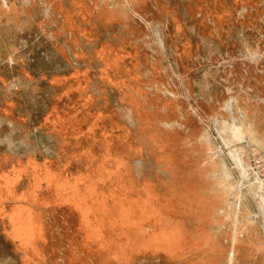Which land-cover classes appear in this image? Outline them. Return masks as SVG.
<instances>
[{
  "label": "rangeland",
  "instance_id": "1",
  "mask_svg": "<svg viewBox=\"0 0 264 264\" xmlns=\"http://www.w3.org/2000/svg\"><path fill=\"white\" fill-rule=\"evenodd\" d=\"M12 4L0 264L262 262L264 0Z\"/></svg>",
  "mask_w": 264,
  "mask_h": 264
},
{
  "label": "crops",
  "instance_id": "2",
  "mask_svg": "<svg viewBox=\"0 0 264 264\" xmlns=\"http://www.w3.org/2000/svg\"><path fill=\"white\" fill-rule=\"evenodd\" d=\"M251 215H252V218L249 220V227L251 229V226L254 225V227L256 228V234H258V237L254 238L255 246L258 247L257 249L259 250V252L257 253L258 254L257 258L259 259L258 260L259 262L262 261V262H260L261 264H264V250H260L261 248L264 249V237H262V232H264V221L258 219V215H254V213H251ZM244 227H246V226L244 225ZM245 231H246V229H245ZM257 232H259V233H257ZM244 235H246V234L244 233ZM232 241H233V247H232L233 249L230 251L232 258L229 262H231L233 260V255H234V248H235L234 245H235V241H236V235H234V234L232 235ZM249 241H251V236L249 238ZM254 261L255 260L252 261V264L254 263ZM260 263L255 261L254 264H260ZM249 264H251V263H249Z\"/></svg>",
  "mask_w": 264,
  "mask_h": 264
},
{
  "label": "bare ground",
  "instance_id": "3",
  "mask_svg": "<svg viewBox=\"0 0 264 264\" xmlns=\"http://www.w3.org/2000/svg\"><path fill=\"white\" fill-rule=\"evenodd\" d=\"M7 6V5H6ZM17 7L15 6V5H11L7 10L6 9H4L3 7H2V5H1V7H0V10H2V11H4V12H6L7 14H9V13H11V12H13V13H17L18 11H17ZM236 125V124H235ZM230 126V125H229ZM238 127H239V124L237 125ZM238 127H234L233 125H231V127H229V129L231 130V133H232V135H233V137H238L239 136V134L238 133H240V132H238L237 130H239V128ZM238 128V129H237ZM240 131V130H239ZM242 135V134H241ZM240 135V136H241ZM243 137H244V135H242ZM241 138V137H240ZM238 153H240V152H238ZM239 155V154H238ZM240 160V159H239ZM244 162V161H243ZM226 170V169H225ZM226 172H228V171H225V173ZM228 174V173H227ZM258 181H257V185H259L258 187H260L259 189L261 190V191H264V180H262V179H257ZM161 256H162V258L164 259V257H163V255L161 254ZM167 259H170V256H168V258Z\"/></svg>",
  "mask_w": 264,
  "mask_h": 264
}]
</instances>
